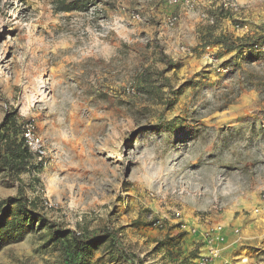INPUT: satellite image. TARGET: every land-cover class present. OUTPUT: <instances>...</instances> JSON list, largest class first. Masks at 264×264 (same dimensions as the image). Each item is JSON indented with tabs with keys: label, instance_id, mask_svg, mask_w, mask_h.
I'll return each instance as SVG.
<instances>
[{
	"label": "rangeland",
	"instance_id": "rangeland-1",
	"mask_svg": "<svg viewBox=\"0 0 264 264\" xmlns=\"http://www.w3.org/2000/svg\"><path fill=\"white\" fill-rule=\"evenodd\" d=\"M57 1L0 0V121H33L47 154L18 178L35 213L118 231L128 257L88 264H194L216 225L215 264H264V0ZM17 193L0 172V202ZM40 222L0 235V264H62Z\"/></svg>",
	"mask_w": 264,
	"mask_h": 264
},
{
	"label": "trees",
	"instance_id": "trees-1",
	"mask_svg": "<svg viewBox=\"0 0 264 264\" xmlns=\"http://www.w3.org/2000/svg\"><path fill=\"white\" fill-rule=\"evenodd\" d=\"M59 11L70 12L74 10L75 4L71 2L64 5L65 0H59ZM71 6V7H69ZM260 37V36H259ZM245 39H239L243 42ZM215 44L222 45L225 49H233L235 42L223 37H218ZM243 45V44H242ZM240 45V46H242ZM256 45V43H252ZM244 46V45H243ZM159 59L166 66L170 62L162 49L158 47ZM161 76V73H159ZM147 74L142 71L139 75L140 80L146 84ZM144 88V87H143ZM146 89V88H145ZM25 123L16 111L6 112L4 118L0 121V172L11 184H17L18 193L16 196L7 197L0 202V235H10L11 233L20 236L23 230V224L40 222V226H46L50 241L57 244L61 251L62 264H88L92 251L100 244L113 246L121 258H127L121 250V243L118 231H102L93 233L89 231L77 232L73 229L60 228L55 223L48 222L45 225L44 220L34 211V201L29 200L24 192V187L19 183V176L25 172H40L41 163L34 162V155L29 152L22 139V126ZM14 212V214H13ZM41 218V219H39ZM46 222V221H45ZM47 223V222H46Z\"/></svg>",
	"mask_w": 264,
	"mask_h": 264
},
{
	"label": "built area",
	"instance_id": "built-area-1",
	"mask_svg": "<svg viewBox=\"0 0 264 264\" xmlns=\"http://www.w3.org/2000/svg\"><path fill=\"white\" fill-rule=\"evenodd\" d=\"M169 7L184 6L185 8H193L196 3L194 0H164ZM137 19H139L136 16ZM212 24V19L206 18ZM177 22V16L172 15L167 20L168 27H174ZM183 50V47H180ZM22 139L29 152L35 157V163H43L47 154L45 146L39 137L36 126L33 121L27 120L22 126ZM264 198V191H263ZM179 215L178 213L176 214ZM184 228V225H182ZM195 233V231L193 232ZM233 234L238 233V229L232 230ZM227 239L226 230L222 225H216L210 229H206L201 233V242L203 244L204 253H200L194 260V264H215L214 262L221 259L222 245L225 244ZM247 259H241L239 262H231L222 260L221 264H246Z\"/></svg>",
	"mask_w": 264,
	"mask_h": 264
},
{
	"label": "crops",
	"instance_id": "crops-1",
	"mask_svg": "<svg viewBox=\"0 0 264 264\" xmlns=\"http://www.w3.org/2000/svg\"><path fill=\"white\" fill-rule=\"evenodd\" d=\"M227 235V234H226ZM228 236V235H227ZM228 238H229V236H228Z\"/></svg>",
	"mask_w": 264,
	"mask_h": 264
}]
</instances>
